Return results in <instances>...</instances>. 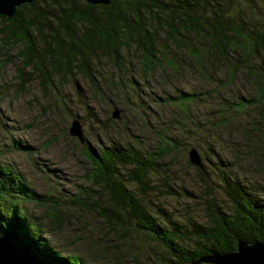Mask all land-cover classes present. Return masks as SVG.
<instances>
[{"label": "trees", "instance_id": "1", "mask_svg": "<svg viewBox=\"0 0 264 264\" xmlns=\"http://www.w3.org/2000/svg\"><path fill=\"white\" fill-rule=\"evenodd\" d=\"M262 8L264 0H34L11 18L0 15V80L14 66L18 89L36 84L47 100H55L53 111L71 115L68 101L60 98L68 91L66 96L74 95L69 104L78 99L104 132L134 122L114 112L98 119L89 98L95 107L122 105L135 121L155 116L150 109L174 113L169 123L150 124L154 149L143 144L150 137L135 134L105 144L98 133L84 132L81 142L70 135L71 122L63 138L78 144L84 166V183L74 193L58 181L49 184L62 179L58 169L35 160L38 175L31 173L50 186L38 190L5 157L6 149L30 157L38 149L0 144V235L30 264H121L119 242L136 249L131 238L160 247L153 264H196L235 252L239 241L264 242V185L257 182L264 176ZM188 78L200 86L174 83ZM48 141L46 149L54 142ZM192 149L201 167L191 163ZM179 151L208 190L212 184L220 189L218 196L202 198V218L156 210L155 197L174 195L170 183H157L173 159L182 160ZM224 154L231 158L224 162ZM87 215L107 226V234L70 242ZM128 255L136 264V253Z\"/></svg>", "mask_w": 264, "mask_h": 264}, {"label": "rangeland", "instance_id": "2", "mask_svg": "<svg viewBox=\"0 0 264 264\" xmlns=\"http://www.w3.org/2000/svg\"><path fill=\"white\" fill-rule=\"evenodd\" d=\"M261 6H263V1L261 2ZM262 12H264V8H262ZM3 74L5 78L0 80V96H4V100L0 101V144L11 145L12 141H15L16 143H21L23 146L28 145L38 149V153L36 154L37 157L34 155L30 157L21 151L6 149L7 153L5 157L7 160L19 166L22 171L26 172L30 177L32 185L36 186L40 191H42V189L47 191L50 186L46 184V181L40 180L37 176L38 171L33 169L32 166L35 160L58 169V175H60L62 179L55 177L52 179L54 180L53 182L49 180V184L51 185H54V182L56 183L58 181L66 190L74 193L79 189V186L84 183L83 177L79 176V174L84 172V166L81 161L82 158L77 150L78 144L70 139L65 140L63 138L66 135V127H69L74 119L73 113H79L80 117H84V119L79 118L86 137H89L91 133H98V140L106 144L124 138L127 140L133 139L131 136L132 134L137 136H148L151 139L143 143L148 149H154L156 147L154 140L155 133L151 130L150 124L157 127V122L169 123L174 118V113H172L170 109L162 108V110H159L157 108L161 114H158L155 109H150V113L152 112L155 116L148 120L147 116L149 114H146L144 117H141L142 119H139L141 121H135L133 120L131 112L128 109L125 111L122 105H117L115 107L109 104L108 107L106 104L97 103L95 107L93 104L94 100H90L89 98V103L93 102L91 106L95 108V114L98 119L105 120L108 118L107 116L112 118L113 112L119 110L121 118L126 115L131 122H134L129 128H126V126L122 124L120 127L118 126V129H110L108 132H104V130L99 128L101 125L98 124L97 120L89 116L88 112L83 110L78 99L69 104L70 97L74 99V95L71 94L70 97L66 96L68 95V91H64V96L60 98L68 101L67 106L71 118L69 115L63 114L60 111H58V113L53 111V107L55 108L56 105L54 102L55 100H47L48 97L41 93L36 84L28 83L22 90H19L17 79L15 78L14 66L9 65ZM174 83L182 88H189L191 86L198 88L200 86L199 81L191 78L180 81L175 80ZM16 91L19 92L18 95H16ZM169 91H171V89H169ZM149 102L150 101L147 100V103ZM113 120L117 121V119ZM48 140L51 142L54 141L53 144L51 145ZM46 141L50 144L47 146L48 149H46L45 146ZM180 153L182 160L177 161L173 159L174 163L170 165V168L167 166L165 167L166 171L162 174L164 178L157 183L159 184V188L163 185L162 182L165 184L170 183L174 190V195L167 199L159 197V200L158 196L155 197L153 201L156 205V210H164L181 219L188 217L202 218L200 217L202 214L200 208L202 198L210 196L213 192L218 196L220 194V189L212 184V192L211 188L208 190L204 182L199 179L196 171L186 162V156L182 152ZM224 156L226 157L224 162L226 159L231 158L229 154H224ZM31 169H33L37 175H33L30 171ZM257 182H261V184L264 185V176H258ZM74 224L75 223L72 225ZM83 225L88 228L80 227L78 231H75V235L70 236V242H75L77 238H83L89 234L95 237L96 232H98V234L102 233V235L107 234L108 227H104L103 224H100L91 215H87ZM77 226L75 227L77 228ZM91 226H96V230L91 231L89 229ZM75 227H73L74 230ZM104 228L105 230H103ZM145 239L146 238H143V240ZM131 240V243H134L132 246L136 249L130 250V246L126 245L127 243L119 242L120 252L125 256V259H121V264H132L130 260H126L128 259L126 256H129V252L132 254L136 253V264H153L157 261V257L161 255L160 247H154L151 241L147 239L143 241L139 238H131ZM128 241H130V239L127 240V242ZM70 242L69 244L71 246ZM111 248V251H107L109 258L115 256V249L113 247ZM112 263L117 264L119 262L109 260L107 264Z\"/></svg>", "mask_w": 264, "mask_h": 264}, {"label": "water", "instance_id": "3", "mask_svg": "<svg viewBox=\"0 0 264 264\" xmlns=\"http://www.w3.org/2000/svg\"><path fill=\"white\" fill-rule=\"evenodd\" d=\"M34 0H0V15L11 18L15 15L17 8L30 4ZM91 5H109L111 0H83ZM114 117H119V111L114 112ZM79 119L72 121L70 135L84 141V130ZM193 165L202 166L199 153L192 149L189 153ZM264 264V242L249 243L239 241L237 250L233 253L218 254L203 257L196 264ZM0 264H30L24 253L9 238L0 235Z\"/></svg>", "mask_w": 264, "mask_h": 264}]
</instances>
